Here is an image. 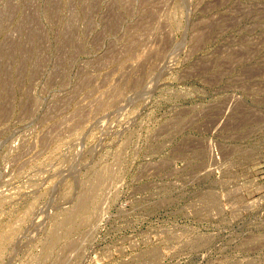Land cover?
Returning a JSON list of instances; mask_svg holds the SVG:
<instances>
[{
	"label": "rangeland",
	"instance_id": "1",
	"mask_svg": "<svg viewBox=\"0 0 264 264\" xmlns=\"http://www.w3.org/2000/svg\"><path fill=\"white\" fill-rule=\"evenodd\" d=\"M0 264H264V0H0Z\"/></svg>",
	"mask_w": 264,
	"mask_h": 264
}]
</instances>
